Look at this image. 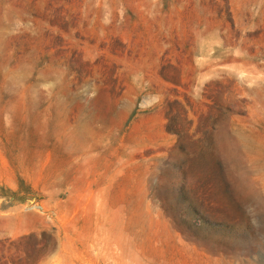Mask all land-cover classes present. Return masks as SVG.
I'll return each instance as SVG.
<instances>
[{"label":"rangeland","instance_id":"374dc122","mask_svg":"<svg viewBox=\"0 0 264 264\" xmlns=\"http://www.w3.org/2000/svg\"><path fill=\"white\" fill-rule=\"evenodd\" d=\"M0 264H264V0H0Z\"/></svg>","mask_w":264,"mask_h":264}]
</instances>
